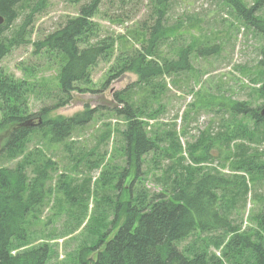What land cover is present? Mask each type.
I'll return each instance as SVG.
<instances>
[{"label":"trees","instance_id":"trees-1","mask_svg":"<svg viewBox=\"0 0 264 264\" xmlns=\"http://www.w3.org/2000/svg\"><path fill=\"white\" fill-rule=\"evenodd\" d=\"M21 1L0 0V16L4 19L0 25V62L13 47L25 43V27L31 24L32 13L39 10H32L13 36L6 38L3 34L17 19V8L22 5ZM217 1L228 6L246 27L260 30L264 36V21L255 14L263 0H258L249 8H245L240 0ZM101 2L87 0L79 7L78 14L68 18L63 27L34 44L35 51L46 50L63 59L57 74V85L62 97L54 106L39 112L37 116L41 120L49 112L67 105L72 93L79 91L81 84L88 83L91 69L106 59L109 48L99 42L90 43L92 32L96 29L92 19ZM151 2L154 24L148 28L149 46L145 49L149 58L140 55L138 61H130L120 71L135 73L140 83L155 90L150 94L155 98L159 88L161 92L164 86L153 80L189 70L191 50L190 46L180 48L177 58L172 61L156 58L154 48L168 38L175 26L163 25L167 22L170 0ZM142 29H146V25L143 24ZM143 36L139 34L133 40L142 42ZM196 53L205 56L209 52L200 48ZM257 69L260 70V79H250V82L260 84L253 93L264 100V47L260 49ZM30 91L31 88L26 84L13 81L0 70L1 151L10 161L21 157L35 132L41 130L52 145L63 144L75 129L89 124L95 114V110L86 109L69 118L49 119L34 126L26 105V95ZM114 97L123 105V108L113 111L123 119L125 125L123 130L116 133L123 140L122 150L128 166L122 171L117 167L101 171L100 178L104 184L116 180L115 187L119 191L116 201L106 198V201L111 202L114 218L105 222L101 215L95 218L93 211L87 217L85 206L79 201L75 202L72 195H67L71 204L81 209L75 220L81 225L86 221L84 227L96 240L91 246H82L70 261L61 263L264 264V239L261 236L264 232V197L261 200L262 210L253 217L254 228L241 231L232 219L239 196L246 195L250 190L248 185L264 181V150L254 148L255 145L264 144V118L259 114L264 104L253 107L246 101L231 102L234 104L228 111L229 122L222 121L220 125L224 131L212 133L209 127L199 131L195 143L186 147L185 153L190 164L184 165L186 158L182 156V147L175 132L158 130L156 123L153 125L157 128L154 133L153 126L147 128L140 117L142 112L138 108L134 109L126 96L115 94ZM27 122L30 125L26 126ZM105 135L110 137L111 132ZM236 140L238 143L234 142ZM232 142L236 144L230 147ZM165 143L168 145L166 149L162 146ZM150 153L151 158L165 157L169 163L170 159L175 158L176 163L166 168L164 173H176V177L168 180L166 189L157 194H148L145 190L133 193V184L142 181V157ZM31 161L22 157L13 168L0 167V264H49L51 258L47 244L22 249L29 243L30 235L26 228L28 217L41 205L47 191L45 184L49 179L44 170L50 166V162H46L45 166H37ZM225 162L229 167L224 165ZM130 165L135 170V180L123 188L122 181L128 178ZM30 166L36 174L33 178L26 174ZM223 168L243 175L232 176L234 180H228L220 172ZM123 195L126 200L121 201ZM111 230L116 231L108 239ZM190 237L191 241L183 245ZM210 247L219 255L210 251Z\"/></svg>","mask_w":264,"mask_h":264},{"label":"rangeland","instance_id":"rangeland-1","mask_svg":"<svg viewBox=\"0 0 264 264\" xmlns=\"http://www.w3.org/2000/svg\"><path fill=\"white\" fill-rule=\"evenodd\" d=\"M86 1L22 0V5L17 8V19L3 34L11 38L32 10L39 8L32 13L31 24L25 27V43L13 47L0 62L4 76L31 88L26 95V105L28 115L33 117L30 118L32 125L58 117L69 118L86 109L95 110L92 121L75 129L63 144L52 145L41 130L35 132L21 157L13 161L4 157L0 139V167L13 168L22 157L34 161L37 166L50 162L44 170L49 177L45 184L47 191L41 205L28 217L29 243L22 248L47 244L51 254L49 264L70 261L82 246H91L96 240L84 227L86 221L81 225L75 220L81 209L73 206L67 195H72L75 202L85 206L87 217L93 211L95 218L101 215L105 222L114 218L111 202L106 198L116 201L119 192L115 187L116 180L104 184L100 176L102 169L108 167H117L120 171L128 167L122 150L123 140L116 133L125 125L113 111L123 108V105L116 101L115 94L126 96L132 107L142 112L141 120L148 129L158 123V130L175 132L182 147V156L186 158L184 165L190 164L186 147L195 143L199 131L208 127L212 133L224 131L220 125L222 121L229 122L228 111L234 104L231 102L246 101L253 107L264 104V100L253 93L260 84L250 82V79H260L257 62L260 49L264 47L263 32L246 27L228 6L217 0H170L167 22L163 25L175 26V30L156 45V58L172 61L177 58L180 48L190 46L189 70L154 79V83H159L164 89L160 92L159 88L158 95L153 98L150 94L155 90L140 83L135 73L120 71L130 61H138L140 55L149 58L145 49L149 46L148 28L154 24L151 0H102L92 19L96 29L92 32L90 43L99 42L107 46L106 59L91 69L88 83L81 84L80 90L72 93L67 105L49 112L41 120L37 116L39 112L54 106L62 97L57 74L63 59L46 50L35 51L34 44L63 27L68 18L78 14L79 7ZM240 1L245 8H249L258 0ZM257 9L255 14L264 21V0ZM177 22L179 25L176 26ZM143 24L146 29H142ZM139 34L144 35L143 41H134L133 38ZM200 48L209 53L198 55L196 50ZM153 128L155 133L157 128ZM108 131L111 132L110 137L105 135ZM234 142L238 143L237 140ZM234 142L229 144L230 147L236 144ZM162 146L166 149L168 145L165 143ZM254 148L264 150V144ZM151 156L152 153L142 157V181L133 184V193L145 190L148 194H157L166 189L168 180L176 177V173H164L166 168L176 163L175 158L169 163L165 157L158 159ZM224 165L229 167L227 162ZM129 168L128 178L122 181L123 188L135 180V170L131 165ZM27 169V176L35 177L32 166ZM220 172L228 180H234L232 176L243 175L228 168ZM248 187L249 192L239 196L232 216L241 231L255 227L253 217L263 207L264 181L250 183ZM123 200H126L125 195L121 197ZM115 231L111 230L108 239ZM261 236L264 239V232ZM191 239L185 240L183 245ZM210 251L219 255L213 247Z\"/></svg>","mask_w":264,"mask_h":264},{"label":"water","instance_id":"water-1","mask_svg":"<svg viewBox=\"0 0 264 264\" xmlns=\"http://www.w3.org/2000/svg\"><path fill=\"white\" fill-rule=\"evenodd\" d=\"M3 22H4V19L0 16V25H2ZM259 114L261 117L264 118V106L260 109ZM26 124H27L26 126L30 125V123L28 122Z\"/></svg>","mask_w":264,"mask_h":264}]
</instances>
